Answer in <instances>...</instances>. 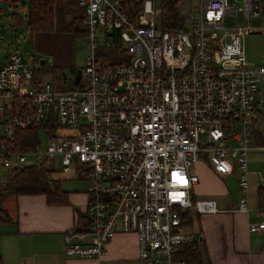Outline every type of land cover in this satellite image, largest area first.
<instances>
[{
	"label": "built area",
	"instance_id": "1",
	"mask_svg": "<svg viewBox=\"0 0 264 264\" xmlns=\"http://www.w3.org/2000/svg\"><path fill=\"white\" fill-rule=\"evenodd\" d=\"M78 3L89 54L71 84L62 72L46 79L16 51L0 68L2 166L51 163L55 174L88 183L89 225L65 235L67 258L108 264L115 237L133 234L144 264H187L177 254L200 239L183 216L219 212L216 201L193 199L195 164L220 177L237 172V211L249 212L264 66L248 62L243 40L262 2L180 0L175 30L162 27L157 0ZM241 14L242 25L225 28ZM36 128L47 144L20 149L16 132ZM262 230L264 222L250 228Z\"/></svg>",
	"mask_w": 264,
	"mask_h": 264
},
{
	"label": "crops",
	"instance_id": "2",
	"mask_svg": "<svg viewBox=\"0 0 264 264\" xmlns=\"http://www.w3.org/2000/svg\"><path fill=\"white\" fill-rule=\"evenodd\" d=\"M261 2L264 15V0ZM82 14L78 0H55L54 32L31 34L32 38L37 41L60 35L74 41L76 32L83 31ZM68 27L70 31L66 30ZM1 34L5 35L4 29ZM12 51L15 50L12 48ZM8 60L9 57L2 66ZM57 61L54 67L59 72L56 73L73 68L64 59L57 58ZM45 71L56 74L50 68ZM248 160V213L237 211L240 200L237 172L220 177L207 164H198V168L204 169V165L208 168L206 172L215 184L207 182L196 171L199 184L193 190V197L195 200L212 199L219 208L216 214L199 215L189 228L203 241L206 264H264V230L250 232L251 226L264 222V210L258 207V192L264 188V123L258 126ZM7 172V182L0 192L5 211L4 220H0L1 264H100L96 259H69L65 254V235L76 230L85 231L89 225L85 218L89 203L88 186L82 192L62 187L68 193L69 204L49 205L44 195L10 194L13 178L11 171ZM52 175L61 181L65 179L54 172ZM108 264H144L138 257L136 235L120 234L115 237L109 247Z\"/></svg>",
	"mask_w": 264,
	"mask_h": 264
},
{
	"label": "rangeland",
	"instance_id": "3",
	"mask_svg": "<svg viewBox=\"0 0 264 264\" xmlns=\"http://www.w3.org/2000/svg\"><path fill=\"white\" fill-rule=\"evenodd\" d=\"M196 1L197 0H192L193 4H195ZM19 10L21 17L25 19L27 12L22 5L20 6ZM12 12V5L8 4L4 0H0V68L12 53V48L15 51H18L23 56L26 63L36 70H38L39 63L45 61L47 65L44 69L50 68L55 73L59 72L56 71L54 65H56V62H58L57 58L64 59L73 66V68L69 67L62 70V73L69 77L70 82H68V84H71L73 69H83L89 54L85 36L81 34L77 36L74 41L60 35L48 36L40 38L36 41L32 38L31 33H28L27 24L21 27V29L16 28V24L14 21H12ZM243 23L244 19L242 14L238 18H226L224 21L226 29H233L242 25ZM251 27L255 32L253 34L247 35L243 40L245 55L249 63L264 66V15H262L260 18L252 19ZM3 29L5 30V35L1 34ZM58 74L59 73L54 75L48 74L46 79L52 80L53 78H56ZM261 91L264 93V81L261 85ZM2 131L3 130L0 127L1 134ZM39 140L43 145L47 144L49 138L44 130L39 131ZM198 164H195L194 167L191 168V171L194 174L197 173L196 171H199V175L202 176L207 182L210 184H215L214 180L211 179L210 175H208L206 172L208 168L204 165V169H202L200 166L199 169ZM51 167V163H47L42 166V168L45 170H53ZM7 175L8 172L2 166L0 159V192L2 191L3 184H6L7 182ZM51 178L54 181L61 182L62 187L65 190L72 192L85 191L86 187L88 186L87 182L68 181L65 179L61 181L57 179V177L55 178L53 175Z\"/></svg>",
	"mask_w": 264,
	"mask_h": 264
},
{
	"label": "trees",
	"instance_id": "4",
	"mask_svg": "<svg viewBox=\"0 0 264 264\" xmlns=\"http://www.w3.org/2000/svg\"><path fill=\"white\" fill-rule=\"evenodd\" d=\"M13 5L12 21L17 29L27 24V31L31 34L52 33L55 30V0H4ZM161 10V25L163 28L175 30L181 28L184 19L180 17L178 2L180 0H157ZM23 6L27 12L26 18L20 15V6ZM70 31L71 28L66 29ZM77 36L83 34L84 30L76 32ZM38 74L48 75L43 68L37 70ZM54 74V73H53ZM40 128L32 130L17 131L15 136L19 148L27 150L39 143ZM2 134L0 132V143ZM13 178V187L10 194L13 195H44L49 205H68V193L62 189L59 181H54L51 176L52 170L37 167H20L10 172ZM0 195V220H4L5 211L2 209ZM195 200V198L193 197ZM258 207L264 210V188L258 192ZM199 214L193 211H187L183 216L184 226L191 228ZM177 258L184 260L187 264H206L203 241L197 240L193 244L182 247ZM1 264V259H0Z\"/></svg>",
	"mask_w": 264,
	"mask_h": 264
},
{
	"label": "water",
	"instance_id": "5",
	"mask_svg": "<svg viewBox=\"0 0 264 264\" xmlns=\"http://www.w3.org/2000/svg\"><path fill=\"white\" fill-rule=\"evenodd\" d=\"M83 30H84V29H83ZM45 64H46L45 61L40 62V63H39V66H38V69H39V70H42V69L44 68ZM80 76H81V73L78 71V73H77V77H76V85L78 84V82H79V80H80ZM63 78H64V80H66V79H67V75H66V74H63Z\"/></svg>",
	"mask_w": 264,
	"mask_h": 264
},
{
	"label": "flooded vegetation",
	"instance_id": "6",
	"mask_svg": "<svg viewBox=\"0 0 264 264\" xmlns=\"http://www.w3.org/2000/svg\"><path fill=\"white\" fill-rule=\"evenodd\" d=\"M68 77V76H67Z\"/></svg>",
	"mask_w": 264,
	"mask_h": 264
}]
</instances>
